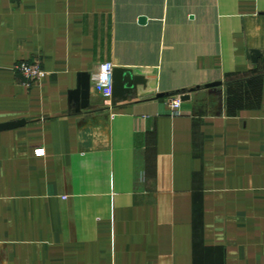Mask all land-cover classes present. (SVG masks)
Here are the masks:
<instances>
[{
    "label": "crops",
    "instance_id": "crops-1",
    "mask_svg": "<svg viewBox=\"0 0 264 264\" xmlns=\"http://www.w3.org/2000/svg\"><path fill=\"white\" fill-rule=\"evenodd\" d=\"M36 58L26 87L15 66ZM103 63L144 85L105 101ZM17 122L0 264H264V0H0V125Z\"/></svg>",
    "mask_w": 264,
    "mask_h": 264
},
{
    "label": "water",
    "instance_id": "water-1",
    "mask_svg": "<svg viewBox=\"0 0 264 264\" xmlns=\"http://www.w3.org/2000/svg\"><path fill=\"white\" fill-rule=\"evenodd\" d=\"M259 56V53L256 51H251L249 53V60L251 62H255L256 58ZM128 79H131L132 86L135 88L139 85H144V79L142 77H133L130 71L114 68L113 69V94L111 100L120 99L124 97L126 90V82ZM90 86H91V77L88 74H80L78 76V85L76 91L71 93V99L76 101L81 100V109H86L88 107L89 98H90ZM217 85H209L204 88H212ZM199 89V88H197ZM197 89H191L189 93L194 92ZM175 94H160L158 95V99L171 97ZM181 101L188 100V95L179 94ZM22 122L17 123H8L0 125V132L11 130L22 125Z\"/></svg>",
    "mask_w": 264,
    "mask_h": 264
},
{
    "label": "built area",
    "instance_id": "built-area-1",
    "mask_svg": "<svg viewBox=\"0 0 264 264\" xmlns=\"http://www.w3.org/2000/svg\"><path fill=\"white\" fill-rule=\"evenodd\" d=\"M113 65L111 63H103L98 66L95 82L93 85L94 91L99 94L105 101H109L113 94ZM15 72L23 77L25 86L31 87L39 83L45 76L41 68L38 58L33 61H22L15 66ZM181 106L180 96H176L168 101V107L172 113H179ZM41 150L36 151L37 156H41Z\"/></svg>",
    "mask_w": 264,
    "mask_h": 264
}]
</instances>
